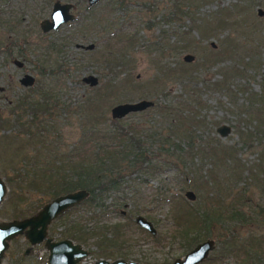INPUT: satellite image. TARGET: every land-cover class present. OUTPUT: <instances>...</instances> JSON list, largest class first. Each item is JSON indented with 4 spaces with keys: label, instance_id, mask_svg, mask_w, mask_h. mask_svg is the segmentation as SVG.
<instances>
[{
    "label": "rangeland",
    "instance_id": "obj_1",
    "mask_svg": "<svg viewBox=\"0 0 264 264\" xmlns=\"http://www.w3.org/2000/svg\"><path fill=\"white\" fill-rule=\"evenodd\" d=\"M53 1L0 0V46L6 43L11 53L0 52V178L6 187L0 221L14 219L19 207L24 212L35 209L38 198L42 204L50 199L37 186L38 173L48 170L47 161L58 151L79 144L86 117H95L99 130L110 124L104 117L110 119L112 105L144 98L153 104L127 113L120 124L137 130L168 126L174 120L163 110L176 108L192 137L184 163L161 164L158 159L160 165L152 172H125L115 189L85 198L51 220L46 235L80 244L89 251L85 262L104 258L99 255L105 252L107 259L170 264L187 250L179 233L185 207L233 204L240 205L244 221L227 219L208 234L189 229L188 235L197 232L200 240H213V248L197 264H263L264 0H241L236 14L230 6L238 0H118L122 10L116 0L90 6L86 0H58L73 4L74 18L42 32L38 22L48 17ZM175 1L183 12L163 19L161 14L172 10ZM225 9L239 23L203 35L192 28L185 37L191 16ZM88 43L93 47L79 46ZM185 53L193 59L184 61ZM22 73L33 76L32 85L18 82ZM87 74L95 75L97 84L84 83L81 78ZM43 95H49L51 114L36 109ZM23 98L24 104L18 103ZM218 125L227 126V133L220 135ZM34 133L46 142H32ZM177 135L185 149L187 136ZM198 143L207 145L206 155H199ZM55 145L58 151L49 152ZM186 189L194 199L185 197ZM9 194L19 205L14 210L5 205ZM3 206L7 209L1 210ZM135 215L149 220L154 233L139 226ZM74 222L82 228L81 240L70 235ZM27 245L23 234L14 236L0 264H45L42 242L24 254Z\"/></svg>",
    "mask_w": 264,
    "mask_h": 264
},
{
    "label": "trees",
    "instance_id": "obj_2",
    "mask_svg": "<svg viewBox=\"0 0 264 264\" xmlns=\"http://www.w3.org/2000/svg\"><path fill=\"white\" fill-rule=\"evenodd\" d=\"M116 1V4H118L117 8L124 9V5L120 2L122 0ZM240 2L241 0H238L230 6L232 7L231 11L234 12L233 14L240 11ZM145 7L148 9L149 6L146 4ZM173 7L172 10L163 12L161 17L166 20L169 16L181 15L183 10L176 1L173 3ZM225 11H227V14H223ZM231 11L225 9L201 18L191 16V26L185 31V37L192 28L197 29L202 34L206 31L222 27L224 24L233 25L239 23V20H230V17L233 15ZM93 25L98 26L97 23ZM176 72H180V70ZM48 98L49 95L48 97L43 95L40 103L37 104L33 101L31 106L36 103V109L39 108V111L43 112L42 114L44 112L50 114L52 105L47 101ZM175 109L174 107L168 106L163 110L164 115H172L173 123L163 127L150 125L148 127H142L140 130L135 129V126L131 127L129 124L124 127L127 122L120 124L119 119H109L107 116L104 117V121L108 119L110 124H106L102 129L97 130L95 128V123H97L96 118L89 115L86 117L88 124L85 123L81 127L83 139L78 145L71 144V147L66 151L65 149L58 151V148L55 149L57 145L49 149V152L54 150L58 152L53 158L47 161L48 164H46L45 168L48 170L38 173L37 183L41 185L37 186H43L47 190L50 198L66 191L83 188L88 191L86 199L90 200L93 195L100 194L101 191L106 192L115 189L118 181L123 177L125 172L138 171L140 169H143L147 173L152 172L160 165L158 159L162 160L161 164L163 162H171L180 166L188 156L187 149L192 145V137L189 135V130L186 129L184 124L186 121L180 116H177ZM16 115L19 117L18 114ZM33 116L35 117L34 113ZM174 134H180L182 137L187 136L186 141L189 144L187 142L184 144L185 149L181 147L178 135L174 136ZM34 139L37 142H46L43 138L36 137V133H34V137H31V141L34 142ZM144 141L145 143H143ZM195 146H197L196 148L200 156L208 153L209 148H207V145L206 148L201 143L195 144ZM40 199L38 198L36 200L35 209H30L26 212L20 207L15 209L19 205L13 198H10V194L6 199L7 202L5 205L12 204L13 210L15 209L12 218L24 217L35 212L42 205ZM4 206L1 210L7 209ZM185 210L186 215L182 221V227L179 228L180 236H182V240L186 246L185 249L190 248L194 242L200 240L197 237L199 234L197 232L192 236L188 235L189 229H195L208 234L213 225L217 226L221 222L228 221L227 219L244 221V217H246L240 210V205L234 206L233 204L228 206L218 204L217 207L209 206L206 208L197 206L185 207ZM222 216H225V218ZM74 224L75 226H71L72 232L70 235L73 234L78 239H83L84 235L79 231L82 228L76 226L75 222ZM101 235L105 237L104 234ZM101 254L103 255L104 253ZM260 259L258 258V261Z\"/></svg>",
    "mask_w": 264,
    "mask_h": 264
},
{
    "label": "water",
    "instance_id": "obj_3",
    "mask_svg": "<svg viewBox=\"0 0 264 264\" xmlns=\"http://www.w3.org/2000/svg\"><path fill=\"white\" fill-rule=\"evenodd\" d=\"M99 0H86L87 5H92ZM73 8V4L70 2H59L54 0L51 4L48 17H44L39 20L38 25L41 31L46 32L49 30L57 29L61 24L71 21L74 17L70 11ZM258 15L262 14V9L257 8ZM84 48H92L93 43L86 45H79ZM184 61H190L193 59V55L185 53L182 55ZM84 83L89 86L97 84V78L93 74H87L81 78ZM33 81L32 76L24 74L19 82L24 85H30ZM153 102L149 99H138L136 101H124L112 105L109 109L110 118H121L129 112L139 111L146 107H149ZM216 131L220 135H224L228 131V127L225 125H218ZM5 184L0 178V201L5 194ZM185 197L188 199H194L195 195L190 189H186L184 192ZM88 196L86 189L80 188L71 191H67L62 194H58L49 200L45 201L34 213L22 218L0 221V259L3 256L4 249L8 245V241L18 234L28 240L30 245L25 249V252L30 249L34 243L41 242L43 240V246L47 250L46 264H76L88 251L81 247L78 243H73L68 238H63L57 241H53L51 237L46 235V228L49 222L58 214L65 211L70 206L78 204ZM135 222L148 230L150 233H154L155 229L151 222L146 220L141 215L134 217ZM213 248V240L206 238L201 242L193 245L188 251H186L181 257L175 258L170 264H197L203 260L208 251ZM94 264H138L132 261H124L122 259H115L111 262L105 259H98ZM264 264V263H263Z\"/></svg>",
    "mask_w": 264,
    "mask_h": 264
},
{
    "label": "flooded vegetation",
    "instance_id": "obj_4",
    "mask_svg": "<svg viewBox=\"0 0 264 264\" xmlns=\"http://www.w3.org/2000/svg\"><path fill=\"white\" fill-rule=\"evenodd\" d=\"M74 15V14H73ZM74 18V17H73ZM43 32V31H42ZM47 32V31H46ZM12 44H14V45H16V41L15 40H13L12 41ZM82 47V46H81ZM10 46H8L6 43H4V44H2V46H0V52L1 51H4L7 55H9V56H11V53H10ZM18 52H20V48H18ZM4 53V54H5ZM11 59H12V61H13V63H15L17 66H21V62H20V60H18V59H16V58H14V57H11ZM25 73H22L21 74V76L18 78V82H19V79L24 75ZM32 78H33V76H32ZM34 82V78H33V81H32V83ZM20 83V82H19ZM32 83L30 84V85H32ZM23 100H24V98L23 99H20L19 100V103H21V102H23ZM23 104H24V102H23ZM45 114H47L46 112H44ZM51 114V113H50ZM67 192V191H66ZM193 192V191H192ZM65 193V192H64ZM60 194H62V193H60ZM195 198V197H194ZM80 203V202H79ZM78 203V204H79ZM78 204H75V205H78ZM75 205H73V206H70L69 208H67L65 211H67V210H69V209H71V208H73ZM65 211H63L62 213H64ZM34 213V212H33ZM62 213H60V214H62ZM60 214H58L57 216H59ZM56 216V217H57ZM136 216V215H135ZM25 217V216H24ZM56 217H54L53 219H55ZM145 218V217H144ZM52 219V220H53ZM146 219V218H145ZM147 220V219H146ZM135 221V220H134ZM149 221V220H148ZM150 222V221H149ZM152 224V223H151ZM63 238H66V237H59V239H56V240H53V241H57V240H60V239H63ZM206 238H208V237H206ZM206 238H204V239H206ZM204 239H202V240H199V241H197L196 243H198V242H201V241H203ZM28 241V240H27ZM9 242V241H8ZM42 242V245H43V240L41 241ZM38 243H40V242H38ZM74 243V242H73ZM195 243V244H196ZM35 244V243H34ZM194 244V245H195ZM30 245V243L28 242V245H27V247ZM33 245V244H32ZM31 245V246H32ZM193 246V245H192ZM191 246V247H192ZM27 247H25L24 248V250H23V253L25 254L26 252H25V249L27 248ZM82 247V246H81ZM190 247V248H191ZM31 248V247H30ZM45 248V247H44ZM190 248H188L187 250H185L184 251V253L186 252V251H188ZM6 249V248H5ZM4 249V250H5ZM46 249V248H45ZM87 250V249H86ZM102 252H104V249L103 248H101L100 249ZM88 251V250H87ZM210 251V250H209ZM208 251V252H209ZM89 252V251H88ZM4 253V252H3ZM183 253V254H184ZM88 255H89V253H87L85 256H84V258L82 257L76 264H79V263H81V264H94L95 263V261L96 260H98V259H105V260H107V261H109V262H111V261H113V260H115V259H122V260H124V261H132V262H136V263H138V264H142V263H140V262H138V261H136V260H132V259H125V258H122V257H117V258H114V259H107V255H106V253L104 252V254L102 255H99V256H103L104 258H102V257H99V258H97V259H94L92 262H90V261H88L87 260V262H85L84 260L88 257ZM181 257V256H180ZM175 258H178V257H175ZM175 258H173V259H175ZM172 259V260H173ZM83 261V262H82ZM172 262V261H171ZM170 262V263H171ZM45 264H46V262H45Z\"/></svg>",
    "mask_w": 264,
    "mask_h": 264
}]
</instances>
